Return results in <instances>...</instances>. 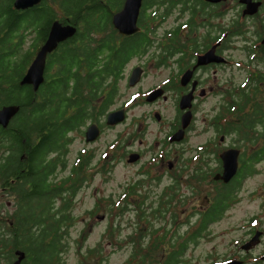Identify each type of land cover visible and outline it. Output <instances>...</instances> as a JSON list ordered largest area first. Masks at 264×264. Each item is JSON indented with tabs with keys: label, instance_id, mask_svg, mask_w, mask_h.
Masks as SVG:
<instances>
[{
	"label": "flooded vegetation",
	"instance_id": "obj_1",
	"mask_svg": "<svg viewBox=\"0 0 264 264\" xmlns=\"http://www.w3.org/2000/svg\"><path fill=\"white\" fill-rule=\"evenodd\" d=\"M60 1L40 0L32 7L16 9L22 19L16 23L11 40V45H20L22 53L32 55L26 71L52 26L58 25L60 30L75 28L73 35L60 38L46 54L44 79L35 91L46 83H65L69 77L65 94L53 89L47 94L39 91L34 98L37 105L40 99H47L55 110L62 95L71 98L73 104L64 114L50 115L53 120L75 117L77 105L86 106L90 115L65 132L60 145H51L47 158L55 164L54 181L68 188L70 179L79 176L78 186L85 183L89 174L84 175V170L97 164L96 143L104 128L115 126V140L106 145L115 151V166L127 164L133 168L130 182L115 198L116 206H120L115 218L129 210L140 223L121 236L122 220L115 219V245L130 249L123 264H264L263 199L258 209L245 212L237 225L218 232L211 230L231 216L229 209L240 200L241 185L257 173L256 166L264 161V0H193L197 2H188L187 6L178 0H161L151 7H145L142 0L138 29L126 35L112 24V16L121 9L123 0L116 9H106L112 14L110 23L99 24L88 38L76 35L86 29L84 18L73 22L70 6ZM100 5L108 4L101 1ZM158 5L161 17L152 19V10ZM28 14L32 15L30 24ZM4 21L7 24V18ZM160 27L162 32L154 37ZM110 28L114 49L135 37L144 39L140 49L133 51L122 67L115 66L106 78V92L103 85L97 92H89L83 82L82 94L70 92L72 78L64 71L63 57L75 47L79 48L80 58L85 56L87 46L98 54L96 46ZM28 36L31 41L24 49ZM235 51L238 58L233 56ZM233 66L243 72L241 79L233 75ZM121 86L126 90L121 91ZM105 94H111L113 110L121 114L112 125L106 123V116L113 110L103 114L96 107ZM87 101L91 102L90 108ZM15 116L1 127L12 125ZM91 125L97 129L96 136L87 140ZM150 130L151 142L146 140ZM72 134H78L83 143L75 152L70 147ZM200 135L205 137L190 144L191 138L198 140ZM39 137L40 132L32 131L34 145L40 142ZM2 142V151L7 153L11 149L4 138ZM228 150L237 152V168L224 181L219 177L224 169L221 155ZM69 155H74L72 160ZM65 169L68 175L57 178V172ZM2 191L3 196L8 195L6 187ZM255 196L251 194L250 199ZM124 202L126 205H119ZM130 205L135 208L128 209ZM5 206V213L0 214L3 231L13 212Z\"/></svg>",
	"mask_w": 264,
	"mask_h": 264
},
{
	"label": "trees",
	"instance_id": "obj_2",
	"mask_svg": "<svg viewBox=\"0 0 264 264\" xmlns=\"http://www.w3.org/2000/svg\"><path fill=\"white\" fill-rule=\"evenodd\" d=\"M101 1L108 5H100ZM122 1L65 0L72 10L73 22L81 18L87 22L85 31L76 35L88 38L89 33L99 24L107 25L112 14H108L106 9H116ZM178 1H182L186 6L188 2H197ZM12 2L13 0H0V107L9 104L19 106L13 124L6 128L0 125V188L6 187L8 196L14 200V209L9 215V221L7 223L4 221L6 231L0 230V264H10L15 259V249L24 251L23 264H57L61 253L65 250L64 247L67 246L64 242L68 229L65 227H68L73 219L71 205L75 191L79 187V176L70 179L68 188L64 187L63 183L54 181L55 164L48 160L47 154L52 144L56 146L61 144L65 132L74 129V126L80 122L83 123L90 115L86 112V106L77 105L74 106L78 107L75 117L70 116L66 119L57 117L53 120L50 115L64 114L73 104L71 98L62 95L61 100L55 103L56 110L45 98L40 99V105L34 100L39 91L47 94L55 89L65 94L69 77L66 78L65 83L53 82L54 86L46 83L38 92L33 91L30 85L18 83L32 55L27 51L22 53L20 45H11L16 23L22 19ZM60 2L63 3L64 0ZM144 2H146L145 7H151L161 0H144ZM170 2L174 3L172 0ZM195 7L193 4L191 9L194 10ZM159 9L158 5L152 10V19L161 17ZM4 18H7V24ZM31 20L32 15L28 14L29 24ZM113 34L111 28L110 32H105L104 39L96 46L99 49L98 54L91 52V47L87 46L84 49L85 56L80 58L79 48L75 47L73 52L63 57L64 71H67L72 78L70 92L75 90L82 94V82L86 83L89 92H97L102 85L103 92H106V78L112 75L115 66L122 67L132 52L140 49V43L144 41L143 38L135 37L125 41L118 49H114ZM103 98L101 104L96 107L105 114L112 105L111 94H105ZM51 102L53 103V100ZM87 102L89 104L87 108H90L91 102ZM35 130L40 132L39 139H41L37 145L32 141V131ZM3 138L7 142L6 147L11 149L7 153L2 151V147L5 146V142H2ZM21 155H23L22 159ZM112 205L109 203V209ZM10 220L13 223L11 226ZM113 229V224H110L107 230L110 237ZM97 249L100 250L99 244L97 248L89 249L88 253L98 252ZM141 260L143 262V259ZM101 261L103 257L99 259L98 264H101Z\"/></svg>",
	"mask_w": 264,
	"mask_h": 264
},
{
	"label": "rangeland",
	"instance_id": "obj_3",
	"mask_svg": "<svg viewBox=\"0 0 264 264\" xmlns=\"http://www.w3.org/2000/svg\"><path fill=\"white\" fill-rule=\"evenodd\" d=\"M115 9V8H113ZM153 23L155 21H152ZM163 27L155 32L154 37H157L162 32ZM31 36V35H30ZM28 36L26 43L24 44V49L28 46L31 37ZM235 57H239L238 51L234 52ZM134 61L129 65H133ZM233 75L236 76V79H241L243 72L238 69L237 66L232 67ZM122 87V86H121ZM125 88H121L123 91ZM126 90V89H125ZM127 92H130L127 91ZM128 95V94H127ZM125 95V96H127ZM115 104L111 105L108 111L113 110ZM137 112V110L135 111ZM198 128H201L199 126ZM78 134H72L73 143L70 145L73 152L76 151L79 147L83 146V143L80 141ZM152 130L148 133L146 140L151 142ZM205 135L198 136V140L191 138L190 144L195 145L198 141H201ZM111 140H115V126L110 128H104L103 134L101 135L100 141L96 143L99 147L97 154V164L92 165L94 167L84 170V175L89 174L86 178L85 183H81V186L78 187L77 192L75 193L71 211L73 214V219L71 220L68 227L67 234L65 235V245H67L65 250L60 255V260L57 264H95L99 262V259L103 257L101 264H123V261L130 253V249L123 247H117L115 245L116 235L115 232V219L122 220V234L124 236L129 234L132 230L138 228L140 225L139 220L136 218L134 211H126L121 213L118 216L116 204L118 203L115 198L117 194L121 191L125 183L130 182V176L133 171L131 166H123L118 164L115 166V151L106 144ZM74 156V155H73ZM72 155H69V158L72 160ZM70 160V161H71ZM95 161V160H94ZM103 165V166H102ZM95 166L96 168L95 173ZM100 169V170H99ZM257 173L248 177L245 183L241 185L239 192L240 199L236 204H234L230 209V217H225L219 223L215 224L211 229L212 232H218L220 228L235 226L238 222H241L240 218L243 217L248 211L258 209V204L262 200L264 205V161L256 166ZM69 170L65 169L63 171L57 172V178H62L68 175ZM252 194L254 200L250 199ZM201 200V199H200ZM99 201V202H98ZM0 202L3 203V206L0 207V214L5 213L4 206L7 203H11L7 207V211H13V201L12 198L8 195L3 196V191L1 192L0 188ZM109 203L113 204L109 209ZM127 204H129L127 202ZM119 205H126L124 203H119ZM135 208L133 206H128V209ZM264 210V207H263ZM110 224H113V233L110 237L108 235L107 229ZM139 229L143 231L144 226H141ZM218 240L219 239H215ZM214 241V240H213ZM98 243H101L100 250L95 251L94 253H88L89 249L97 248Z\"/></svg>",
	"mask_w": 264,
	"mask_h": 264
},
{
	"label": "water",
	"instance_id": "obj_4",
	"mask_svg": "<svg viewBox=\"0 0 264 264\" xmlns=\"http://www.w3.org/2000/svg\"><path fill=\"white\" fill-rule=\"evenodd\" d=\"M40 0H13V7L15 9H26L37 4ZM215 2L218 0H207ZM142 0H124L120 10L112 16V24L114 28H117L121 34H131L138 28L136 25L138 12L141 6ZM60 26L51 28L47 40L34 56L33 60L29 64L25 73L23 74L20 85H31L32 90L36 91L40 83L43 82V71L45 67L46 54L51 51L58 40H61L73 35L75 28L68 26L60 30ZM19 106L15 104L3 105L0 107V125L7 126L9 120L18 112ZM121 114L110 111L107 114L106 123L109 125L115 124L119 121ZM185 126V123L183 124ZM97 129L94 125L88 127L86 132V139L91 140L96 136ZM223 160V174L219 176L222 180L227 181L236 171L237 168V152L235 150H228L222 155ZM15 259L10 264H23L25 253L21 249L14 250ZM98 264V263H95Z\"/></svg>",
	"mask_w": 264,
	"mask_h": 264
}]
</instances>
